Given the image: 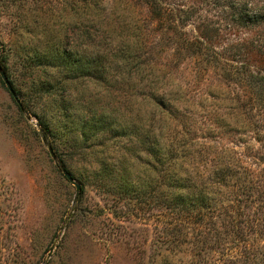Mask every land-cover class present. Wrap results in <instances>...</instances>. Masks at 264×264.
<instances>
[{
    "label": "rangeland",
    "instance_id": "obj_1",
    "mask_svg": "<svg viewBox=\"0 0 264 264\" xmlns=\"http://www.w3.org/2000/svg\"><path fill=\"white\" fill-rule=\"evenodd\" d=\"M163 1L194 12L183 28L189 38L225 53L233 65L240 61L252 71L264 68V0ZM76 5L83 6L82 0H0V63L4 66L5 57L4 71L19 92V101L27 102L36 114L21 113L0 78V264H186L184 253L173 255L167 234L175 226L190 232L188 228L200 224L188 223L191 220L185 217L178 222L169 209L170 183L157 182L166 165L155 166L135 151L148 129L152 138L166 132L153 105L156 93L138 79L131 80L128 89L119 85L117 74L110 76L117 77L113 82L108 60L97 67L90 63L97 51L92 53L88 46L85 27L72 31L78 21ZM154 26L158 30L151 49L154 61L173 67L180 81L204 89L215 83L220 71L197 78L200 58L182 49L171 31ZM50 27L60 29L61 34L54 35L61 38L62 49L70 59L79 60L69 81L64 80L65 72L30 62L46 53ZM227 83L223 80L224 89ZM204 99L202 108L187 109V121L201 129L189 139L201 142L200 136L207 137L202 132L211 127L217 132H209L215 137L207 138L209 144L238 150L250 144V158L243 160L255 170L264 168L260 142L248 134L241 145L232 131L221 133L223 120L212 123L205 112H215L210 102L216 98ZM41 115L61 126L46 141L40 137ZM67 127L72 130L65 131ZM159 142L164 141L159 137ZM47 145L54 149L55 161ZM58 166L82 191L76 192ZM146 187L151 188L146 198L152 207L143 204L140 189ZM157 198L164 199L163 205L153 206ZM180 242L184 250L187 241ZM210 245L214 249L212 241ZM185 252L190 255L189 247ZM202 253L194 256L199 264H218V252Z\"/></svg>",
    "mask_w": 264,
    "mask_h": 264
},
{
    "label": "trees",
    "instance_id": "obj_2",
    "mask_svg": "<svg viewBox=\"0 0 264 264\" xmlns=\"http://www.w3.org/2000/svg\"><path fill=\"white\" fill-rule=\"evenodd\" d=\"M82 2L83 6L73 7L78 21L72 31L75 33L85 27L88 46L92 53L97 51L90 63L97 67L96 64L100 65L103 60H108L109 78L113 74L121 77L120 81L116 76L110 78L113 82L117 83V78L119 85H126L128 89L131 87V80L138 79L156 93L153 105L158 111L161 130L166 129V132L159 133L156 139L151 137L148 129L139 137V145L135 151L150 158L155 166L166 165L157 182L167 180L170 183L172 189L169 209L178 222L181 217H185L186 220H191L188 223L200 224L196 229L188 228L191 229L190 232H180V225L169 229L167 242L174 249L173 255L177 252L184 253L188 258L186 264H199L194 259L195 255H199L201 251L203 255L214 250L219 253L218 264H264V168L255 170L243 160L250 158L248 152L252 145L244 143V148L239 150L236 146L231 148L226 144L219 147L211 145L207 138L212 140L215 137L209 132H217L211 127L207 131L202 128L205 130L202 134L207 133V137L200 136L201 142L191 140L189 136L196 137L197 131L201 129L196 127L195 122H188L186 115L190 106L202 108L201 103L206 102L205 97L211 100L216 98L217 102H210L215 112L205 111L207 120L212 123L217 119L223 120V129L220 125V129L218 128L220 132L232 131L239 136L238 142L241 145L243 137L249 134L264 148V68L252 71L240 61H235L233 65L226 61L225 53L221 55L204 42L189 38L183 28L185 23L192 20L194 12L182 11L174 2ZM258 17L255 14V21H258ZM154 24L159 29L171 31L182 49L200 58L197 78L202 79L214 70L220 71L216 74L228 82L226 89L222 87L223 80L219 77L213 78L215 83L210 82L205 89L204 85L200 87L195 82L180 81L173 67L154 61L151 49L155 32L158 31ZM50 30V45L46 53L42 57L33 56L34 59L30 62L35 61L40 69L43 67L61 74L65 72L64 80L69 81L70 74L77 72L80 67L79 60L70 59L62 49L61 38L54 35L59 34L60 29L50 27ZM202 37L208 40L205 35ZM2 61V68L5 70V57ZM13 89L19 99V92L14 87ZM15 103L21 113L28 112L30 115L32 112L27 102L20 101L21 106ZM32 113L36 115L35 112ZM38 121L42 141L48 140L53 130L57 132L61 127L42 115L38 116ZM70 130L71 127L65 129ZM159 137L164 142L160 143ZM52 150L54 152L53 148ZM259 158L264 161V157ZM146 165L150 167L149 170H155L149 163ZM149 189L151 188L140 189V193L145 196L143 204L147 206L152 204L146 198ZM155 202L153 206L163 205L164 199L157 198ZM195 218L197 221L193 220ZM181 238L183 242L187 241L184 250H181ZM258 240L262 242L261 245ZM211 241L214 249L210 245ZM186 247H189L190 255L186 254Z\"/></svg>",
    "mask_w": 264,
    "mask_h": 264
},
{
    "label": "water",
    "instance_id": "obj_3",
    "mask_svg": "<svg viewBox=\"0 0 264 264\" xmlns=\"http://www.w3.org/2000/svg\"><path fill=\"white\" fill-rule=\"evenodd\" d=\"M0 78H1L2 82L4 83V86L6 87L7 91L11 95V97L15 100V102H17V104L19 106H21L20 101L16 95V92L14 91L13 87L11 86L12 84H11L9 78L7 77L6 72L2 68L1 64H0ZM47 150H48V153H49L51 159L55 161L56 156H55V153L53 152L52 147L50 145H47ZM58 168L60 169V171H61L62 175L65 177V179L70 184H72L74 186L76 192H78L81 189V186L74 180V178L70 175V173L64 167L58 166Z\"/></svg>",
    "mask_w": 264,
    "mask_h": 264
}]
</instances>
